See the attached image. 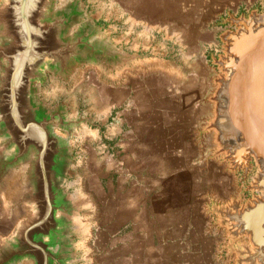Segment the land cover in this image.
<instances>
[{
	"label": "crops",
	"instance_id": "1",
	"mask_svg": "<svg viewBox=\"0 0 264 264\" xmlns=\"http://www.w3.org/2000/svg\"><path fill=\"white\" fill-rule=\"evenodd\" d=\"M94 2L100 37L130 58L101 66L106 79L97 83L82 70L68 88L49 76L50 85L38 87L48 106L60 96L74 112L94 103L99 121L109 122L88 130L95 145L73 182L85 211L68 197L86 231L76 258L70 246V264H233L209 206L235 197L237 180L212 157L213 135L200 132L212 118L219 23L229 12L264 10V0ZM140 55L145 63L127 62ZM9 154L0 140V159ZM27 171L22 165L0 177V251L31 216L22 202Z\"/></svg>",
	"mask_w": 264,
	"mask_h": 264
},
{
	"label": "water",
	"instance_id": "2",
	"mask_svg": "<svg viewBox=\"0 0 264 264\" xmlns=\"http://www.w3.org/2000/svg\"><path fill=\"white\" fill-rule=\"evenodd\" d=\"M0 0V140L10 153L0 177L28 166L22 202L31 216L0 251V264H70V225L76 207L61 187L70 167L67 132L89 118L69 120L65 107H49L37 94L46 73L67 81L84 64H120L127 57L100 37L101 27L81 25L77 1ZM220 52L211 56L217 74L208 101L215 151L230 173H240L249 196L212 202L209 211L225 230L233 264H264V10L221 19ZM76 27V29H74Z\"/></svg>",
	"mask_w": 264,
	"mask_h": 264
},
{
	"label": "rangeland",
	"instance_id": "3",
	"mask_svg": "<svg viewBox=\"0 0 264 264\" xmlns=\"http://www.w3.org/2000/svg\"><path fill=\"white\" fill-rule=\"evenodd\" d=\"M73 1L78 2L80 10L83 14L82 17L79 18V24L78 25H81V24L89 21L95 27H102L101 25L97 26V24L92 23V21L95 20V18H96V13L98 10L94 0H57V1H55L56 2L55 8L56 9L62 8V7L66 6L67 4H69ZM76 27L77 26H75L74 29H76ZM102 29L103 28H101V31H102ZM145 59H146V56L140 55V56H136L133 60L127 61V62L135 63V65H140V64H143L147 61ZM121 63H126V62L122 61ZM120 64L118 63L116 65L107 66L104 64H100V63H96V64L87 63V64L82 65L81 67L76 68L75 71L73 72V74L69 77V79L67 81H62V79L54 77L51 73H46V76H47V79L45 80L46 82L42 85H37V94H38V87L44 88V87H47L50 85V81L48 82V76L52 80L55 79V81L58 82L60 88H63V86H66V88H68L70 78L73 77L74 74H78V72H82V70H87L88 72H90L88 74L93 76L95 79V82L97 83L98 81L100 82V81L106 79L98 73V69L101 68V66L113 69L114 67H116L117 65H120ZM38 97H39V95H38ZM62 100H63V97L60 96L59 102L53 106L49 105V107H54L58 104L64 106L69 120H78L81 118H83V119L89 118V120H90L89 123L86 121L79 123L76 127L70 129L67 132L56 130V133L58 135H60L61 137L65 138V139H67V138L70 139V144L72 145V149H73L72 155H71L72 159L70 162L71 165H70V168L66 172V178L63 181L61 187L64 188L65 192L68 194V197L74 199V203L78 206V209H80L81 212L82 211L84 212L86 209L85 208L86 204H85L84 200L81 199V197H78L77 194H75L78 190V187L74 186L73 182L77 181L76 175L78 176L79 174L84 173L83 168L80 166H81V163H83L86 160L85 158H87L86 155H88V153H89L88 147H93V145H95L93 139L88 138L89 137V135L87 134L88 130L94 131L99 126L102 127V129L104 130L105 125H107L109 122L107 123L106 121H104V122L99 121V118L102 115L99 114L100 110L96 109L97 107L95 106L94 103H89L86 106H81L77 112H74L72 107L67 110V107L64 104H62V102H61ZM210 134L212 135V133H210ZM218 158H221V157H218ZM232 174H234L236 176V180H237V182L234 184L235 185V190H234L235 194L234 195H235V197L241 196L242 201H244L249 196L248 193L243 192L246 183L243 182L240 173H232ZM67 186H68V188H66ZM78 209L75 212V215H73V217H72L73 223H72V229H71L72 236H71V240H70V245L72 246V249L74 252L73 258H76L77 254H78L77 248H79L80 243L82 242L81 240L82 239L84 240L83 237L86 236L85 230L80 232V228L83 225V223L81 224V222L79 221V215L78 214H80L81 212H78ZM24 262H27V263H24ZM24 262L20 263V264H31L28 261H24Z\"/></svg>",
	"mask_w": 264,
	"mask_h": 264
},
{
	"label": "built area",
	"instance_id": "4",
	"mask_svg": "<svg viewBox=\"0 0 264 264\" xmlns=\"http://www.w3.org/2000/svg\"><path fill=\"white\" fill-rule=\"evenodd\" d=\"M245 199V198H244Z\"/></svg>",
	"mask_w": 264,
	"mask_h": 264
}]
</instances>
